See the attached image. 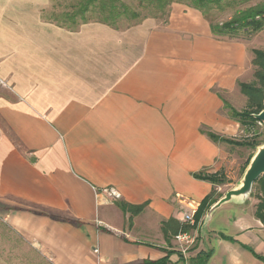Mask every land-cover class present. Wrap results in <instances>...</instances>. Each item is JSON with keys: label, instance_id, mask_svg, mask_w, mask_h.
<instances>
[{"label": "crops", "instance_id": "1", "mask_svg": "<svg viewBox=\"0 0 264 264\" xmlns=\"http://www.w3.org/2000/svg\"><path fill=\"white\" fill-rule=\"evenodd\" d=\"M50 11L61 3L0 0V264H196L208 251L205 264H264L251 194L206 212L185 256L173 241L180 199L219 192L194 176L239 170L233 145L206 135L224 137L216 89L238 77L224 60L237 66L239 45L180 3L127 28Z\"/></svg>", "mask_w": 264, "mask_h": 264}, {"label": "rangeland", "instance_id": "2", "mask_svg": "<svg viewBox=\"0 0 264 264\" xmlns=\"http://www.w3.org/2000/svg\"><path fill=\"white\" fill-rule=\"evenodd\" d=\"M85 0H53L54 6L61 3L62 11H50L49 16L56 18L60 24L69 25L68 18L65 16H75L73 22L80 24L84 22H97L100 19V11L96 6L95 9H89L86 13H81L79 10L80 4L84 3ZM146 0H143V5L140 4V0H116L118 6H126L129 10L128 16H120L116 19L115 27L127 28L145 18H155L160 21L163 20V16L167 13L169 8H164L160 12V8L156 4L146 5ZM173 1V0H171ZM264 3V0H221L219 6H213L210 10V17L208 23H222L228 21L236 11H245L250 8L256 7ZM72 6V7H71ZM132 13H137L136 18H132ZM163 13V15H162ZM48 16V17H49ZM223 43H233L239 45V59L236 66V60L226 58L224 60L225 68H232L233 70L238 69V77L234 80L232 87L224 89H216L218 96L227 102L236 111H243L247 105V99L241 94L238 85L240 83H251L255 81L254 73L256 67L253 65L254 56L252 50L264 51V28L262 31L249 36L240 34L237 38H223ZM224 49H226L224 47ZM227 50V49H226ZM264 125L259 126L256 124L254 127H241L231 121L226 111L222 109V126L218 130V133L228 139L234 141H263L264 140ZM231 152L239 155V170L234 174L232 179H225L222 185H219V192L214 195V199H218L223 196L226 191L232 189L238 181L241 179L243 172L249 162L254 151L248 147H234L231 146ZM235 181V182H234ZM258 186L252 188L251 197L258 200ZM263 225V224H262Z\"/></svg>", "mask_w": 264, "mask_h": 264}, {"label": "trees", "instance_id": "3", "mask_svg": "<svg viewBox=\"0 0 264 264\" xmlns=\"http://www.w3.org/2000/svg\"><path fill=\"white\" fill-rule=\"evenodd\" d=\"M221 0H146V5L156 4L160 8V12L164 8H169L173 3H180L188 6L191 9L199 11L209 21L211 9L213 6H219ZM140 4H144L143 0H140ZM97 6L100 11L99 21L114 26L116 25V19L120 16H128L129 10L126 6H118L116 0H85L80 4L79 11L86 13L89 9H95ZM163 15V13H162ZM132 18L137 17V13H132ZM74 25L73 16H65ZM85 20H83L84 22ZM66 25V24H65ZM210 31L212 35L219 38H237L240 34L249 36L260 32L264 28V3L250 8L245 11H236L234 15L225 22L222 23H209ZM254 56L253 65L256 67L254 73L255 81L251 83H240L239 89L242 95L247 99L246 108L243 111H236L227 102L223 101L224 109L226 110L230 119L237 122L241 127H254L257 124V120L254 119V115L258 114L262 109V102L264 99V51L252 50ZM264 130V129H263ZM209 139L214 142H221L230 144L236 147H248L254 152L256 147L264 144L263 141H234L225 137L216 136L210 132H206ZM248 164V162H247ZM197 179L207 181L213 185H222L225 182V177L221 174H196L194 176ZM258 186V203L256 205L255 217L264 225V175L261 176L253 185ZM215 192L212 191L206 196L199 204L198 209L194 215L195 221L198 224L208 209L216 202L214 199ZM220 198V197H219ZM140 209V208H138ZM179 230V229H178ZM177 233V232H176ZM210 251L201 255L198 258L196 264H205L206 260L210 256ZM164 263V262H163ZM160 264V263H158Z\"/></svg>", "mask_w": 264, "mask_h": 264}, {"label": "water", "instance_id": "4", "mask_svg": "<svg viewBox=\"0 0 264 264\" xmlns=\"http://www.w3.org/2000/svg\"><path fill=\"white\" fill-rule=\"evenodd\" d=\"M263 109L256 115L254 119L264 125V99L262 102ZM264 175V144L256 147L255 152L251 156L238 185L225 192L207 211L206 220L210 219L212 212L219 208L222 204H226L232 200H245L251 192L254 183Z\"/></svg>", "mask_w": 264, "mask_h": 264}, {"label": "built area", "instance_id": "5", "mask_svg": "<svg viewBox=\"0 0 264 264\" xmlns=\"http://www.w3.org/2000/svg\"><path fill=\"white\" fill-rule=\"evenodd\" d=\"M257 124L262 126L260 122H257ZM103 194L114 200L120 198V194L113 189H104ZM180 206L183 213L180 220V228L174 235L173 241L177 251L182 256H185V254L194 247L198 238L196 234L198 224L194 218L198 205L189 200L180 199ZM94 251L97 252L96 249Z\"/></svg>", "mask_w": 264, "mask_h": 264}]
</instances>
